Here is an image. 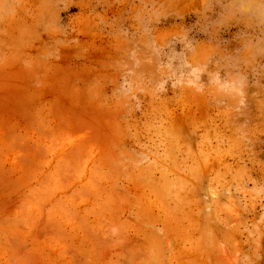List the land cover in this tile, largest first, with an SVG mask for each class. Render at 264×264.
I'll use <instances>...</instances> for the list:
<instances>
[{
  "label": "rangeland",
  "instance_id": "1",
  "mask_svg": "<svg viewBox=\"0 0 264 264\" xmlns=\"http://www.w3.org/2000/svg\"><path fill=\"white\" fill-rule=\"evenodd\" d=\"M0 264H264V0H0Z\"/></svg>",
  "mask_w": 264,
  "mask_h": 264
}]
</instances>
